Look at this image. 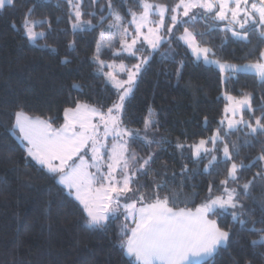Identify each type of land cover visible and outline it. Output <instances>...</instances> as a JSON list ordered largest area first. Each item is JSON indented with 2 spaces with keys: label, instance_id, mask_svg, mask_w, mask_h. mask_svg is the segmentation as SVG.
<instances>
[{
  "label": "trees",
  "instance_id": "16d2710c",
  "mask_svg": "<svg viewBox=\"0 0 264 264\" xmlns=\"http://www.w3.org/2000/svg\"><path fill=\"white\" fill-rule=\"evenodd\" d=\"M154 2L172 6L178 0ZM107 3L108 0H98L97 4L84 0V12L96 11V16L85 15L83 19L97 24L101 15L108 14ZM112 3L124 17L125 24L130 20L129 8L140 11L134 0H125L123 4L121 0H112ZM101 7L105 9L103 13ZM30 8L33 9L32 19L47 20L51 24V30L48 23L36 27L45 36L34 43L27 40L21 27ZM105 28L104 22L103 26L73 34L67 0H15L13 6L0 10V264H136L120 246L121 240L127 238L123 234L125 226L130 230L133 224L121 214L111 219L105 229L88 228L81 205L27 156L24 146L13 134L14 114L19 110L30 116L54 117V126L58 127L63 123L64 108L74 106L77 101L110 106L116 99L114 90L97 74L96 65L91 61ZM194 30L205 31L204 23H196ZM181 32L183 28L176 35ZM225 35L229 37L226 43ZM230 36V33L213 31L204 37L206 46L216 52L214 59L243 65L255 62L259 51L264 50V44H258L255 36L250 37V44L232 40ZM73 41L74 47L70 49L68 45ZM115 47H119L118 43ZM65 58L67 63H62ZM101 58L111 61V51L104 49ZM181 62L184 67L181 76L175 77L167 117L165 121L157 120L156 131L149 134L170 143L143 147L137 142L132 147L141 156L146 157L150 152L156 154L151 166L154 171L143 178L147 185L143 191L150 193L154 181L167 182L169 187L162 195L175 193L178 207L194 210L207 195L209 182L218 184L230 165H220L211 174L203 173L208 161L194 164L189 159L190 153L185 150L182 157L175 145L178 141L187 144L199 141L203 109L216 101L211 87L212 81L219 78L216 70L196 61L182 43L174 41L171 47L163 44L159 51L152 53L151 60L137 77L122 119L127 128L142 131L145 120L151 117L165 64H178L180 68ZM124 63L131 66L137 60L126 58ZM74 84L80 87L74 88ZM247 92L253 94V108L264 105V87L256 76L237 74L223 84V93L227 95L240 98ZM249 118L245 112V119ZM245 139L250 138L239 131L229 137L240 145L239 156L234 159L249 164L264 150V144L253 141V146H245ZM258 139L264 142V136ZM185 164L198 171L190 172L189 178L182 177L181 169ZM262 167L260 162L242 170L239 183L251 180ZM242 202L249 213L242 217L248 220L243 228L234 224L230 216L211 217L217 219L221 228L230 229L231 236L226 246L202 264H264V244L251 243L259 239L260 233L250 230L253 221L257 229L264 228V224L259 223L264 219V181L257 180L251 194L242 197Z\"/></svg>",
  "mask_w": 264,
  "mask_h": 264
},
{
  "label": "snow or ice",
  "instance_id": "6c2138e0",
  "mask_svg": "<svg viewBox=\"0 0 264 264\" xmlns=\"http://www.w3.org/2000/svg\"><path fill=\"white\" fill-rule=\"evenodd\" d=\"M14 2L0 0V10L13 6ZM83 2L67 0L73 34L103 26L105 20L111 18L107 30L100 33L91 61L96 65L97 74L114 90L116 99L110 106L77 101L74 106L64 108L63 123L58 127L54 126V117L30 116L23 110L16 111L13 134L18 130L17 138L27 156L46 170L57 184L63 185L69 196L74 195L79 201L86 213L88 228L105 229L107 223L121 213L125 220L132 218L135 226L130 230L125 226L123 234L127 238L121 240L120 246L127 256L134 257L136 264H193L190 257H212L219 248L227 245L231 230L221 228L217 219L211 217L230 216L234 224L245 227L248 220L242 217L249 213L242 197L251 194L257 180L264 181L262 167L251 180L242 185L239 183L242 170L264 161V150L249 164L243 160L238 163L234 157L239 156L240 145L229 140L239 131L250 138L244 140L245 146H253V141L264 144L258 139L264 136V105L253 108L251 92L243 93L240 98L226 94L229 104L224 109L225 117L210 137L193 144L176 143L182 157L185 150L190 153L192 163L199 165L208 161L203 173L211 174L220 165H230L218 184L209 182L207 195L194 210L178 207L175 193L162 195L169 187L167 182L154 181L150 193L143 191L147 187L143 178L154 171L151 166L156 154L150 152L146 157L141 156L132 144L140 142L143 147H150L153 143L170 142L149 135L156 131L155 120L146 119L141 131L127 128L122 117L137 77L151 60L152 53L159 51L165 43L171 47L174 41L185 45L197 61L215 65L222 83H227L238 73H252L264 87V50L259 51L255 62L237 65L214 59L216 52L206 46L204 39L218 31L230 33V39L245 44H250V37L255 36L258 44H264V0H178L172 6L154 0H134L140 11L129 8L131 19L127 24L112 0L107 3L108 16L101 15L97 24L91 19L84 20L85 15L95 18L96 13L82 11ZM90 2L97 4L98 0ZM123 3L125 0H121ZM104 10L101 7V13ZM32 13L33 9H28L21 23L29 42L44 37L43 31L34 29L48 23L47 20L32 19ZM200 22L204 23L205 31L194 30V25ZM221 23L223 27H220ZM48 27L51 30L50 23ZM180 28L183 32L176 35ZM228 39L225 35L224 42ZM117 42L118 48L115 47ZM74 44V41L70 42L68 47L71 49ZM145 44L151 49L147 55L144 54L147 51ZM105 48L111 51V61L101 58ZM126 58H135L137 63L129 66L124 63ZM62 63H67V58ZM183 67L181 62L176 73L178 78ZM73 87L80 86L74 84ZM257 111L260 115H256ZM245 112L249 119H245ZM197 171L185 164L181 176L189 178L190 172ZM255 223L252 222L250 230L259 232L260 236L251 243L264 244V228L257 229ZM259 223L264 224V219Z\"/></svg>",
  "mask_w": 264,
  "mask_h": 264
},
{
  "label": "rangeland",
  "instance_id": "374dc122",
  "mask_svg": "<svg viewBox=\"0 0 264 264\" xmlns=\"http://www.w3.org/2000/svg\"><path fill=\"white\" fill-rule=\"evenodd\" d=\"M82 11H84L83 7H82ZM105 16H108V14L105 15ZM73 19H74V17H73ZM130 19H131V17H130ZM98 21L99 20H97V23H98ZM110 22H111V18H109L107 21L105 20L106 28L103 31L107 30L108 24ZM221 24L223 25V23H221ZM34 30L37 31V32H41L40 30H37L36 28ZM40 38L41 37H38L37 40L40 39ZM32 43H34V42H32ZM144 47L149 52H151V49L148 47L147 44H145ZM105 49L109 50L107 48H105ZM189 52L192 55L190 50H189ZM125 55H127V54H125ZM192 57L196 60L195 56L192 55ZM201 62H203V61L201 60ZM208 66H211V67H213L216 70V72L219 75V78H215L212 81V83H211V87H212V90H213V92L215 94L216 101L211 106H207V107H205L203 109L202 121H201V124H200V126L198 128V138H199V140L200 139H207L208 137H210L213 134V132L217 129V127L220 126V121L225 117L224 109L229 104L228 100L226 99V94L223 93V84L224 83H222L221 74H220L218 68H216L215 65H208ZM178 68H179L178 64H176V65H173V64H170V63H166L165 64L164 74H163V76L161 78V81L158 84V87H157L155 95H154V100H153V105H152V108H151V117H150V119H153L155 121H157V120L165 121V119L167 117V114H168V107L170 105V99H171V95H172L171 91H172V87L174 86L173 84H174V81H175V77H176V73H177V69ZM238 74L254 75L252 73H238ZM122 78L126 79V76H123ZM229 115H230V113H229ZM205 117L207 118V122H205ZM225 124H226V121H225ZM14 136L16 138L19 136L18 130H16ZM17 140H18V138H17ZM19 143H21V142L19 141ZM262 165L264 167V161H262ZM61 186L67 191V189L63 185H61ZM72 197L75 198L74 195ZM121 214H118V215L121 216ZM123 219H125L124 216H123ZM127 220L130 223H132L133 226H134V223H133L131 217H129ZM210 258L211 257H202V256L201 257H190V259L192 260L193 264H202L204 261H206V260H208Z\"/></svg>",
  "mask_w": 264,
  "mask_h": 264
},
{
  "label": "crops",
  "instance_id": "0c3cea01",
  "mask_svg": "<svg viewBox=\"0 0 264 264\" xmlns=\"http://www.w3.org/2000/svg\"><path fill=\"white\" fill-rule=\"evenodd\" d=\"M74 198V197H73ZM75 199V198H74ZM77 201V200H76ZM78 202V201H77ZM79 203V202H78ZM82 207V206H81ZM135 226V225H134ZM133 226V227H134ZM129 257V256H128ZM129 258H131V259H133L134 261H135V259H134V257H129ZM136 263V262H135Z\"/></svg>",
  "mask_w": 264,
  "mask_h": 264
}]
</instances>
